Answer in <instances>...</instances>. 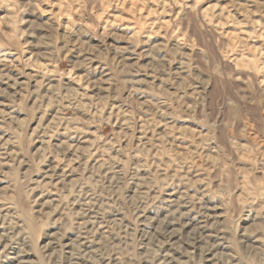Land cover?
<instances>
[{"label": "rangeland", "instance_id": "1", "mask_svg": "<svg viewBox=\"0 0 264 264\" xmlns=\"http://www.w3.org/2000/svg\"><path fill=\"white\" fill-rule=\"evenodd\" d=\"M163 258L264 264V0H0V264Z\"/></svg>", "mask_w": 264, "mask_h": 264}, {"label": "bare ground", "instance_id": "2", "mask_svg": "<svg viewBox=\"0 0 264 264\" xmlns=\"http://www.w3.org/2000/svg\"><path fill=\"white\" fill-rule=\"evenodd\" d=\"M11 86V85H10ZM118 118V117H117ZM167 201H169V200H167ZM184 205V204H183ZM206 209H209V208H206ZM210 209H212V208H210ZM197 213V212H196ZM180 214V213H179ZM204 215H203V217L205 218H210L211 217V213L210 212H207V213H203ZM184 218V217H183ZM193 220V219H192ZM187 221V220H186ZM189 221V220H188ZM197 221V220H196ZM201 222L202 223H204L205 222V219H202L201 220ZM86 223H88V222H86ZM90 223V222H89ZM194 223V222H193ZM190 224V223H189ZM200 224V223H199ZM210 225V224H209ZM189 226V225H188ZM201 227V226H200ZM219 233V232H218ZM218 233H216L214 236H211V235H207V234H205V235H207L208 237H210L211 239H209L210 241H211V245H210V247L211 248H218L221 244H220V242H219V240H220V235L218 234ZM220 244V245H219ZM207 253H209L208 251H206ZM158 264H171V263H169V262H167L166 261V259H161L160 260V263H158Z\"/></svg>", "mask_w": 264, "mask_h": 264}]
</instances>
